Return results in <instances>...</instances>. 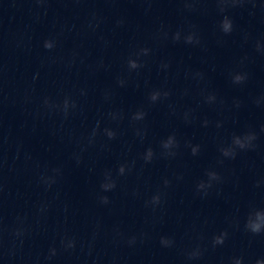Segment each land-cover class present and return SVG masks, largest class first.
Listing matches in <instances>:
<instances>
[{
  "label": "water",
  "instance_id": "1",
  "mask_svg": "<svg viewBox=\"0 0 264 264\" xmlns=\"http://www.w3.org/2000/svg\"><path fill=\"white\" fill-rule=\"evenodd\" d=\"M0 62L195 264H264V0H0Z\"/></svg>",
  "mask_w": 264,
  "mask_h": 264
},
{
  "label": "clouds",
  "instance_id": "2",
  "mask_svg": "<svg viewBox=\"0 0 264 264\" xmlns=\"http://www.w3.org/2000/svg\"><path fill=\"white\" fill-rule=\"evenodd\" d=\"M226 28H227V26H226ZM48 45H46V47H47ZM253 231L254 232H259V226H256V227H254L253 228ZM216 243H223V239H221V238H217V240H216Z\"/></svg>",
  "mask_w": 264,
  "mask_h": 264
}]
</instances>
